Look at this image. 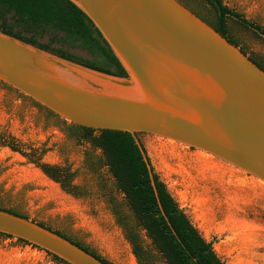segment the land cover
<instances>
[{"label":"water","instance_id":"obj_1","mask_svg":"<svg viewBox=\"0 0 264 264\" xmlns=\"http://www.w3.org/2000/svg\"><path fill=\"white\" fill-rule=\"evenodd\" d=\"M127 77L62 59L0 32V82L67 122L203 151L264 182V70L178 0H69ZM0 233L68 264H105L32 220L0 210Z\"/></svg>","mask_w":264,"mask_h":264},{"label":"rangeland","instance_id":"obj_2","mask_svg":"<svg viewBox=\"0 0 264 264\" xmlns=\"http://www.w3.org/2000/svg\"><path fill=\"white\" fill-rule=\"evenodd\" d=\"M178 1L208 24L216 22L205 0ZM222 1L264 31V0ZM226 36L263 63L264 35L227 17ZM2 128L25 144L47 148L43 162L69 164L77 173L74 183L89 185L91 194L76 198L65 193L21 154L0 147V207L64 234L110 264H138L95 178L82 165L88 145H76L53 116L0 85ZM138 137L154 172L220 260L264 264V182L203 151L146 133ZM156 263L166 264L160 257ZM0 264L62 263L16 237L0 235Z\"/></svg>","mask_w":264,"mask_h":264},{"label":"trees","instance_id":"obj_3","mask_svg":"<svg viewBox=\"0 0 264 264\" xmlns=\"http://www.w3.org/2000/svg\"><path fill=\"white\" fill-rule=\"evenodd\" d=\"M205 1L216 13V22L210 25L234 46L237 47L226 36L227 17L264 35L261 28L229 9L222 0ZM0 32L89 69L127 77L126 71L99 30L88 16L69 0H0ZM248 58L264 69V61L261 63ZM0 85L12 89L2 82ZM14 91L45 110L48 116H53L55 124L60 125L68 139H73L76 145H88L83 151L82 165L95 178L96 189L107 202L138 264H157L159 257L166 264H224L214 252L212 242L206 241L200 235L151 166L157 192L155 196L148 170L130 133L92 129L67 122L37 102ZM0 147H7L21 154L49 179L58 183L65 193L76 198L91 194L89 185L74 183L77 173L69 164L43 162L42 157L48 150L44 146L25 144L2 128ZM0 210L27 218L2 207ZM38 224L45 227L41 223ZM54 232L101 262L110 264L81 243L58 231ZM0 235L12 237L3 233ZM147 239L150 243L146 242ZM18 240L29 244L22 239ZM52 257L59 263L68 264L54 255Z\"/></svg>","mask_w":264,"mask_h":264},{"label":"flooded vegetation","instance_id":"obj_4","mask_svg":"<svg viewBox=\"0 0 264 264\" xmlns=\"http://www.w3.org/2000/svg\"><path fill=\"white\" fill-rule=\"evenodd\" d=\"M256 63V62H255ZM264 70V69H263Z\"/></svg>","mask_w":264,"mask_h":264}]
</instances>
